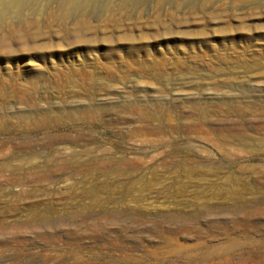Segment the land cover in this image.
Masks as SVG:
<instances>
[{
    "label": "rangeland",
    "instance_id": "rangeland-1",
    "mask_svg": "<svg viewBox=\"0 0 264 264\" xmlns=\"http://www.w3.org/2000/svg\"><path fill=\"white\" fill-rule=\"evenodd\" d=\"M0 15V264H212L229 243L253 264L264 0H0Z\"/></svg>",
    "mask_w": 264,
    "mask_h": 264
},
{
    "label": "bare ground",
    "instance_id": "bare-ground-1",
    "mask_svg": "<svg viewBox=\"0 0 264 264\" xmlns=\"http://www.w3.org/2000/svg\"><path fill=\"white\" fill-rule=\"evenodd\" d=\"M59 5L62 8L66 7L64 2L60 3ZM0 17H1V15H0ZM240 94H242L241 91H240ZM246 97L250 99L249 96H246ZM38 122H40V121H38ZM130 131H131V135L142 134L143 132H145L144 128H142V127H134V128H131ZM260 206H261V204H260ZM251 208H253L252 210H254L253 213L254 212L256 213V220L259 221L258 215H260L261 212H262L261 208L260 207L258 208L257 205H255L254 207L251 206ZM263 230L261 229V225L260 224H259V226L256 227V229H254V233L256 235H260L262 237L255 238L252 241V247H251V252H250L251 256L250 257H252V259H253V264H263L264 263V259H263L264 258V232H263ZM232 243H235V242H232ZM239 246L240 245H235V244H230L229 243L228 245H225L223 247L214 248L213 253H211L209 255V261L214 260V259H218V260L220 259V261L217 262V263H213L212 262V264H220L221 263V257L223 255H229L230 253H232L230 249H236V250L240 249L241 246L240 247ZM232 254L234 256L236 255V257L238 258L237 260H239L238 263H240V264H243L247 260L246 259L247 255L245 253H243V252H241V254L240 253L239 254L232 253ZM238 263H236V264H238Z\"/></svg>",
    "mask_w": 264,
    "mask_h": 264
}]
</instances>
